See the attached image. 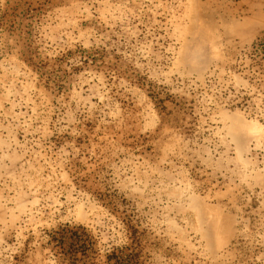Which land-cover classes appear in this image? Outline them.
<instances>
[{"label":"rangeland","instance_id":"rangeland-1","mask_svg":"<svg viewBox=\"0 0 264 264\" xmlns=\"http://www.w3.org/2000/svg\"><path fill=\"white\" fill-rule=\"evenodd\" d=\"M0 264H264V0H0Z\"/></svg>","mask_w":264,"mask_h":264}]
</instances>
